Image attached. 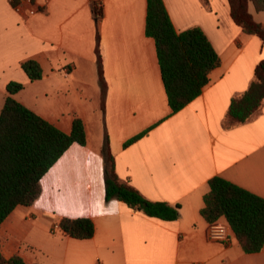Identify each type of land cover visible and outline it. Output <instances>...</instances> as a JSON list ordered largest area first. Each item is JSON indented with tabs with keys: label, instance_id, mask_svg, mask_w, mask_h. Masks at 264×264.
I'll list each match as a JSON object with an SVG mask.
<instances>
[{
	"label": "crops",
	"instance_id": "obj_1",
	"mask_svg": "<svg viewBox=\"0 0 264 264\" xmlns=\"http://www.w3.org/2000/svg\"><path fill=\"white\" fill-rule=\"evenodd\" d=\"M95 1L102 9L98 21L91 0H23L18 9L0 0V95L6 98L12 81L24 89L38 82L35 100L44 103H60L63 95L69 105L66 94L75 93V107L83 110L64 121L37 112L23 90L13 97L67 134L73 119L81 118L87 137L85 146L72 145L44 176L34 204L18 206L2 223V256L19 255L25 264H264V249L245 253L232 231L229 243L209 240V224L200 214L213 177L264 198V103L245 123L232 124L228 116L231 101L254 81L264 41L242 32L227 0H162L175 31L200 28L220 58L202 94L172 114L155 42L145 34L147 1ZM249 11L264 25V12L253 4ZM98 36L107 87L104 111ZM28 60L40 64L42 79H28L21 68ZM106 137L120 181L149 201L178 207V220L149 218L106 201L101 155ZM63 218L90 219L94 236L64 235ZM30 236L42 254L24 246Z\"/></svg>",
	"mask_w": 264,
	"mask_h": 264
},
{
	"label": "trees",
	"instance_id": "obj_2",
	"mask_svg": "<svg viewBox=\"0 0 264 264\" xmlns=\"http://www.w3.org/2000/svg\"><path fill=\"white\" fill-rule=\"evenodd\" d=\"M23 0H10L16 8ZM33 1V0H32ZM145 34L155 42L158 64L172 114L196 100L209 83L210 73L220 66V58L200 28L178 34L162 0H146ZM233 22L246 35L264 41V26L248 11L252 2L257 12H264V0H227ZM95 19L102 17L99 3L91 0ZM102 110L105 109L106 83L103 77L99 36L95 48ZM22 70L31 82L42 79L40 64L35 60L22 63ZM24 89L18 82L6 86V98L0 111V226L18 207H30L42 193L41 181L52 167L74 145L87 142L84 122L75 117L71 132L64 133L35 112L14 99ZM264 103V60L254 70V81L244 94L233 99L228 109L232 124L248 121ZM150 128L124 144L128 147L149 134ZM104 159L105 199L116 200L133 211L165 222L179 218V208L164 202H152L132 187L121 182L115 170V158L106 137L101 149ZM200 214L208 224L225 220L242 250L247 254L264 249V198H261L220 177L209 180ZM59 228L76 240H89L95 234L90 219L63 218ZM0 264H25L19 255L6 259L0 246Z\"/></svg>",
	"mask_w": 264,
	"mask_h": 264
},
{
	"label": "rangeland",
	"instance_id": "obj_3",
	"mask_svg": "<svg viewBox=\"0 0 264 264\" xmlns=\"http://www.w3.org/2000/svg\"><path fill=\"white\" fill-rule=\"evenodd\" d=\"M251 4H253V3L252 2L248 3V11H249V7ZM249 13H250V11H249ZM262 26H264V25H262ZM38 85H39L38 82H35V84L33 86L27 87L26 89H23V91H22V95H23L22 97H25L26 99L31 100L33 103L32 106H35L34 108H36L37 112L40 110L44 114H47L50 117H53L54 119L64 121L65 118H68L69 116H71L73 111L74 112H77V111L80 112L83 110V109L75 107L74 100L71 98V97H74L75 93L74 94L71 93L68 95L66 94V97H68V101H69V99L71 101L69 103V105H64V103L67 102V99L63 98V95L61 96L62 98H61L60 103H55L54 101H52V103H50V102L44 103V101L42 99H40L39 101L35 100V98L39 95V92H41ZM4 102H5V97L0 95V111L2 110V108L4 106ZM23 244H24V246L29 247V248L36 250L37 252L41 253V250H39V248H38L39 246L37 245V244H39V241H37L35 237L30 236L27 239V241H25V243H23ZM43 254L47 257L45 251Z\"/></svg>",
	"mask_w": 264,
	"mask_h": 264
},
{
	"label": "built area",
	"instance_id": "obj_4",
	"mask_svg": "<svg viewBox=\"0 0 264 264\" xmlns=\"http://www.w3.org/2000/svg\"><path fill=\"white\" fill-rule=\"evenodd\" d=\"M31 2V0H26ZM19 5L16 7L18 9ZM231 229L228 224L222 220L208 225L207 237L209 240L220 243L230 242Z\"/></svg>",
	"mask_w": 264,
	"mask_h": 264
}]
</instances>
